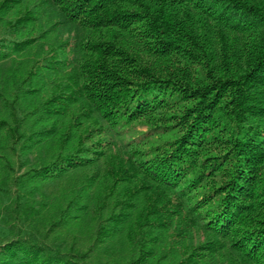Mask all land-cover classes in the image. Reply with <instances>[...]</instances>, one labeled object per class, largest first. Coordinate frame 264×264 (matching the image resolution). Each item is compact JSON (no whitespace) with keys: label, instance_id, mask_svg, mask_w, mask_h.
I'll list each match as a JSON object with an SVG mask.
<instances>
[{"label":"trees","instance_id":"1","mask_svg":"<svg viewBox=\"0 0 264 264\" xmlns=\"http://www.w3.org/2000/svg\"><path fill=\"white\" fill-rule=\"evenodd\" d=\"M0 218V264H264V0H0Z\"/></svg>","mask_w":264,"mask_h":264},{"label":"rangeland","instance_id":"2","mask_svg":"<svg viewBox=\"0 0 264 264\" xmlns=\"http://www.w3.org/2000/svg\"><path fill=\"white\" fill-rule=\"evenodd\" d=\"M138 129H145V126H138ZM6 233V226L4 224L3 218H0V234L3 235Z\"/></svg>","mask_w":264,"mask_h":264}]
</instances>
